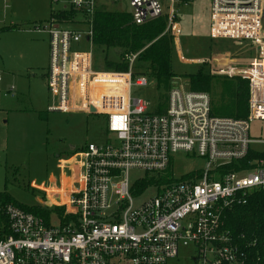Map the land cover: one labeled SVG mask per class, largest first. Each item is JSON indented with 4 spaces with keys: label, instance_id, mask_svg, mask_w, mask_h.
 <instances>
[{
    "label": "built area",
    "instance_id": "1",
    "mask_svg": "<svg viewBox=\"0 0 264 264\" xmlns=\"http://www.w3.org/2000/svg\"><path fill=\"white\" fill-rule=\"evenodd\" d=\"M108 1L52 0L87 17ZM190 1L126 0L136 25L166 17L165 34L177 47L179 7ZM209 11L212 40L231 39L253 52L210 62L212 74L248 83L245 118L216 115L209 93L176 83L150 111L135 94L150 86L148 77L134 75L137 55L127 59V71L107 70L95 62L90 24L51 18L32 25L49 36L47 111L95 115L104 124L98 139L58 157V180L33 187L43 194L33 207L48 211L47 219L14 204L0 208V264H176L188 248L194 264H245L252 257L257 241L235 237L225 221L264 195V140L251 137V124L264 122V0H209ZM81 41L89 51L73 49ZM179 154L202 160V169L176 179ZM132 171L148 176L144 189V181L131 187ZM149 187L157 194L135 205Z\"/></svg>",
    "mask_w": 264,
    "mask_h": 264
},
{
    "label": "rangeland",
    "instance_id": "2",
    "mask_svg": "<svg viewBox=\"0 0 264 264\" xmlns=\"http://www.w3.org/2000/svg\"><path fill=\"white\" fill-rule=\"evenodd\" d=\"M108 4L109 9L131 11L126 0H110ZM63 7V3L54 4L52 0H0V193L8 194L25 207H33L43 198V194L33 187L49 186L50 179L60 178L57 156L67 158L70 146L79 148L98 139L104 124L103 118L95 115L47 111L49 36L37 34L31 27L34 23H46L54 11ZM179 18L183 36L179 39L180 49L175 43L172 48L174 83L178 87L186 86L187 77L203 68L216 77L209 94L213 108L217 110V105L227 104L231 99L224 85L225 80L231 79L212 74L211 60L224 54L245 59L253 52L231 39H210L209 0H192L186 6H180ZM262 27L264 32V18ZM73 49L89 51L90 47L81 41ZM93 53L96 64L104 67V53L95 49ZM108 57L116 58L113 52ZM155 84L151 79L148 88L135 92L137 97L149 103L150 111L155 109L164 93L157 91ZM6 92L9 96L5 97ZM251 137L264 140V122L251 124ZM175 160L176 179L193 169L200 170L204 165L202 160L187 159L184 154L177 155ZM147 178L141 171L130 172L131 187ZM156 194L157 190L149 187L140 197H134V203L139 205ZM191 251V248L182 249L176 264H194L188 258Z\"/></svg>",
    "mask_w": 264,
    "mask_h": 264
},
{
    "label": "trees",
    "instance_id": "3",
    "mask_svg": "<svg viewBox=\"0 0 264 264\" xmlns=\"http://www.w3.org/2000/svg\"><path fill=\"white\" fill-rule=\"evenodd\" d=\"M111 1L116 2L118 0ZM51 18L67 26L77 27L81 24H90L93 52L95 49L96 52L104 53V67L107 70L125 72L128 70L127 59L132 55H137L133 66L134 75L146 76L155 81L157 91L164 92L160 100L167 99V93L174 84L176 76L171 66L174 41L171 36L165 34L166 17L158 18L144 25H136L133 23L129 12L109 9L107 4H101L91 17L83 16L70 8H62L54 11ZM110 52L115 54V59L112 60L108 57ZM214 78L216 77L205 72L202 68L197 73L187 77V88L194 92L211 93ZM224 82L228 90L226 93L231 94V99L227 104H222V102V105H217V110L213 108L215 114L235 118L247 117L248 83L238 78ZM159 113H162V110L159 109ZM147 185L148 183L144 181L139 184V187L144 189ZM10 204L34 212L46 219L49 216L48 211L22 206L8 194L0 193V208ZM225 229L230 230L237 238L244 235L245 241H257L256 247L250 250L252 257L245 264H264L263 193L255 194L246 206L234 208L228 214ZM257 253L259 257H257Z\"/></svg>",
    "mask_w": 264,
    "mask_h": 264
},
{
    "label": "crops",
    "instance_id": "4",
    "mask_svg": "<svg viewBox=\"0 0 264 264\" xmlns=\"http://www.w3.org/2000/svg\"><path fill=\"white\" fill-rule=\"evenodd\" d=\"M70 148L71 149H73L74 148V146H70ZM59 157V155L57 156V158ZM55 179V178H54ZM51 181L53 180V179H50Z\"/></svg>",
    "mask_w": 264,
    "mask_h": 264
},
{
    "label": "water",
    "instance_id": "5",
    "mask_svg": "<svg viewBox=\"0 0 264 264\" xmlns=\"http://www.w3.org/2000/svg\"><path fill=\"white\" fill-rule=\"evenodd\" d=\"M91 112L93 113V112H94V110L92 109V110H91Z\"/></svg>",
    "mask_w": 264,
    "mask_h": 264
}]
</instances>
